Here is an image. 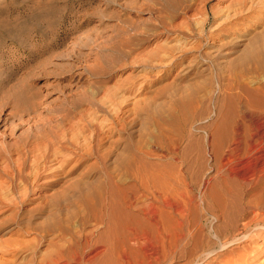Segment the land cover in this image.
<instances>
[{
	"label": "rangeland",
	"instance_id": "obj_1",
	"mask_svg": "<svg viewBox=\"0 0 264 264\" xmlns=\"http://www.w3.org/2000/svg\"><path fill=\"white\" fill-rule=\"evenodd\" d=\"M244 3L0 0V149L37 146L21 164L17 151L12 165L0 159L13 173L0 179V264L105 253L121 221L141 231L149 210L164 232L191 241L163 264L244 255L264 264V229L254 228L247 241L201 259L227 224L241 229L264 209V134L247 120L264 115V49L243 57L264 30V5L237 23ZM25 186L33 191L21 205Z\"/></svg>",
	"mask_w": 264,
	"mask_h": 264
},
{
	"label": "bare ground",
	"instance_id": "obj_2",
	"mask_svg": "<svg viewBox=\"0 0 264 264\" xmlns=\"http://www.w3.org/2000/svg\"><path fill=\"white\" fill-rule=\"evenodd\" d=\"M243 1V0H242ZM246 2H247V0H246ZM240 3V2H239ZM244 5V6H243ZM243 5H241L242 7V9H239V11L240 12H237V11H235V13L233 14L234 15V17H233V19H234V21L235 22H237L238 23V21L239 20H241L242 18H244L243 17V15H245V14H242V12L244 13V10H248V12H249V10L251 9L252 11H254L255 9H258L259 8V6H263L264 5V0H249V6H247L245 3L243 4ZM245 12H247V11H245ZM233 19H232V22H233ZM204 20V19H203ZM245 21H246V19H245ZM229 22V21H228ZM244 22V21H243ZM206 23H207V20L205 19L204 21H202L201 22V26H202V32H204V30H205V26H206ZM208 24V23H207ZM235 25V24H234ZM238 25H240V24H238ZM226 27H227V25H226ZM229 28V27H228ZM233 28V27H232ZM233 29H235V28H233ZM228 30V29H227ZM231 31V30H230ZM263 32H259V33H255V35L252 37V39L251 40H248V43H247V45L245 46V51H244V53H243V57H245V56H249V55H253V53H256V51L258 52L259 50H261V48H263L264 49V41L263 40H261V39H263L264 37V30H262ZM223 34V33H222ZM225 35H226V33H225ZM212 36V35H211ZM217 36V35H216ZM209 37V36H208ZM208 37H207V39H208ZM229 37V36H228ZM222 39V38H221ZM210 40H213V38L212 39H210ZM216 41V40H215ZM221 42H223V41H221ZM220 43V42H219ZM214 44V43H213ZM217 44V43H216ZM199 46V45H198ZM221 47H223V46H221V45H219L218 46V48L215 50L216 52H215V58H216V56H220V57H222V54H221V52H220V48ZM222 51V50H221ZM250 53V54H249ZM189 54V53H188ZM248 54V55H247ZM240 57H242V56H240ZM181 58V57H180ZM219 58V57H218ZM14 101V100H13ZM11 113L13 114V113H15V115L17 116V111H16V107L13 105V103H12V106H11ZM22 110V109H21ZM249 119H247L248 121L250 120L251 121V123H254L255 125V130H256V133L260 136L261 134H264V115L263 116H255V115H251V116H247ZM243 119H246L245 117H243ZM5 121V120H4ZM247 121V122H248ZM236 124H238V123H236ZM239 125V124H238ZM238 125H236L237 127H238ZM237 127L235 128L237 131H238V129H237ZM233 129V128H232ZM254 130V129H253ZM233 131V130H232ZM235 131V130H234ZM237 134V133H236ZM25 144H27V142H24L23 144H21L22 146L21 147H19V149H16V150H11L8 146H5V147H3L2 149H0V159L3 161V162H5V163H9V159H12L13 157H12V155H11V153H13V151L14 152H16L15 154H17V160L19 161V163L21 164V162H20V158L21 157H23L24 156V154H25V156L28 154H30L31 153V150H33L32 148H34L35 147V145H33V144H29L28 146L30 147L29 149L30 150H25ZM2 147V146H1ZM0 147V148H1ZM37 147V146H36ZM35 147V148H36ZM34 148V149H35ZM234 148V147H233ZM19 150V151H18ZM234 150V149H233ZM232 151V150H231ZM233 152V151H232ZM236 152V151H235ZM33 153H34V150H33ZM27 155V156H28ZM20 157V158H19ZM30 157V156H29ZM44 157H45V155H44ZM19 158V159H18ZM26 158V157H25ZM0 160V161H1ZM21 160H22V158H21ZM259 160L261 161V165L259 166V170H262L263 168H264V157H260L259 158ZM14 161H15V159H14ZM24 161V160H23ZM12 162V161H11ZM230 162V161H229ZM238 163V162H237ZM10 164V163H9ZM5 164L4 165V163H3V165H2V163H0V179L1 180H4V182H2V183H6L5 181L7 180V182H9V180L10 181H12L13 180V176H12V174L10 175V173L12 172V169L8 172L7 171V168H8V166L10 167V165H12V164ZM15 164H16V162H15ZM25 164V163H24ZM19 165V164H18ZM256 165V164H255ZM20 167H21V165H20ZM19 167V168H20ZM22 167H24V166H22ZM16 168V167H15ZM44 169L46 168V166H45V163H44V167H43ZM16 169H18V167L16 168ZM59 169V168H58ZM45 170H47V169H45ZM255 170V169H254ZM258 170V171H259ZM264 170V169H263ZM262 170V171H263ZM21 171H22V169H21ZM41 171V170H40ZM256 171V170H255ZM261 171V172H262ZM260 172V173H261ZM18 175L17 176H19V174H20V171H19V169H18V171L16 172ZM16 173H14V174H16ZM23 173V172H22ZM43 173V172H42ZM255 173V172H254ZM256 175H257V172L255 173ZM21 176L22 175H24V174H20ZM251 175V174H250ZM255 175V176H256ZM16 176V177H17ZM259 176V175H258ZM262 176V175H261ZM15 177V178H16ZM23 178L25 179H23V182L24 181H26V182H28V181H30V180H28V179H30L29 178V176H27V175H24L23 176ZM255 178V177H254ZM260 178V177H259ZM258 178V179H259ZM261 180V179H260ZM34 181H35V179H34ZM1 182V181H0ZM47 182V181H46ZM28 183H30V182H28ZM13 184V183H12ZM27 184V183H26ZM1 185V187H2V184H0ZM5 185V184H4ZM27 185H30V184H27ZM5 187V186H4ZM3 187V188H4ZM21 187V186H20ZM26 187V186H25ZM31 186H28V187H26V193H24V195L20 198V200L19 201H21V205H24L25 204V202H27V201H29V195L32 193V191H33V189L32 188H30ZM5 189V188H4ZM23 189H24V187H23ZM1 191V190H0ZM3 192V191H2ZM225 196V195H224ZM1 198V197H0ZM18 201V202H19ZM233 202V201H232ZM235 202V201H234ZM238 202V201H237ZM2 204V202H1V200H0V205ZM164 204V203H163ZM234 204V203H233ZM177 205V204H176ZM226 205V204H225ZM235 205V204H234ZM240 205V204H239ZM151 206V205H150ZM153 206V205H152ZM163 206V205H162ZM165 206V205H164ZM163 206V207H164ZM166 206H168V208H169V210L171 211V210H173L174 211V215H175V213H176V215H177V213H179V214H181V211L182 210H180L179 209V207L178 206H175V204H172V203H166ZM229 206V205H228ZM236 207V206H235ZM242 207V206H241ZM260 207H261V205H260ZM0 208H1V206H0ZM145 208V207H144ZM148 208V207H147ZM152 208H154V206L152 207ZM167 208V209H168ZM226 208V207H225ZM231 208H232V206H231ZM234 208V207H233ZM238 208V207H237ZM243 208V207H242ZM241 208V209H242ZM256 208V207H255ZM255 208L253 209V207H252V209L254 210V211H252L253 213V215H251V217L249 216L246 220H243V223H242V228L241 229H239L238 227H234V226H232V228H234V229H229L230 228V224H227V228H225L226 230H227V233L225 234V235H222V236H224V238H222V237H219L218 238V236H215V237H217L218 238V247H216V249H212V248H209L208 249V251L206 252V253H204V255L201 257V259H202V261L204 262V261H207V260H211V258L213 257V256H215V257H218L219 255H218V253L219 252H221V251H223V250H226L228 247H230V246H233V245H235V244H239V243H242V242H245V241H247V238H249L250 237V234L253 232V230H252V228H254V230H256L257 232H260V231H262L263 229H264V211H262V210H264V209H262V210H255ZM259 208V207H258ZM146 209V208H145ZM154 210V209H153ZM160 210H161V208H160ZM229 210V209H228ZM231 210V209H230ZM152 212V211H151ZM157 212V211H156ZM159 212V211H158ZM183 212V211H182ZM225 212V211H224ZM146 213H148L147 214V216H149L148 218H149V220L150 221H152V225L150 224V223H148V222H141V223H139V229H141V231L140 230H137L135 227H131V226H129L128 224H126L125 223V221H121L120 223H119V227H117V229H119V230H121V231H119V232H115V231H112L111 232V234H112V236H113V239L111 240V242H110V245H108V247H107V250L105 251V253L103 252V253H95V254H93L92 256H89V258H86V256L85 257H83V256H80L77 252H75L74 254L72 253V255L71 256H69L70 258L68 259V262H65V261H61L62 260V258L61 257H59L58 255H57V257L58 258H56L55 259V261H54V263L52 262L51 264H86V262H90V263H93V264H96V260H98V261H100V263H98V264H101V260L103 259V258H105V257H107L108 259L107 260H109V261H107V263H105V264H163L164 262H167L168 260H172L173 259V257H171L173 254H175L176 252H177V250L179 249L180 250V248H182L183 246H181L180 248H179V246H180V242H182L183 240H184V242L187 240V234H184V232L183 231H181V230H179V231H177V232H174L173 234H170V231L168 232V233H166V232H164V231H166V230H164L163 228H161V227H163L164 225H162L161 226V221H158L157 219H156V215L152 212V213H150V210H149V212H146ZM231 213V212H230ZM234 213V212H233ZM236 213V212H235ZM242 213V212H241ZM122 214V213H121ZM192 214V213H191ZM225 215H228V214H225ZM237 215V214H236ZM179 216V215H178ZM224 216V215H223ZM226 217V216H225ZM225 217H224V219H225ZM229 217V216H228ZM235 217V216H234ZM233 217V218H234ZM237 217V216H236ZM239 217V216H238ZM250 218V219H249ZM229 219V218H228ZM244 219H245V217H244ZM183 220H184V218H183ZM227 220V219H226ZM238 220V219H237ZM236 220V221H237ZM230 221H231V219H230ZM240 221V220H239ZM183 222V221H182ZM182 222H178L177 221V223H176V225L178 226V228H180V229H183L182 227H181V223ZM224 222V221H223ZM229 222V221H228ZM184 223V222H183ZM227 223V222H226ZM230 223V222H229ZM164 224V223H163ZM172 225H173V223H172ZM184 225V224H183ZM182 225V226H183ZM117 226H118V224H117ZM176 226V227H177ZM225 226V225H224ZM229 226V227H228ZM114 227V226H113ZM116 228V227H115ZM112 229V228H111ZM185 229V228H184ZM183 229V230H184ZM116 231H118V230H116ZM149 231H153V232H149ZM188 231V230H187ZM216 230H213V232H215ZM216 233H218L217 231H216ZM152 234V235H151ZM194 233H192V235H193ZM214 234V233H213ZM224 234V233H223ZM262 234H264L263 232H262ZM190 235V234H189ZM195 235V234H194ZM201 235V234H200ZM215 235V234H214ZM214 235H213V237H214ZM191 236V235H190ZM190 236H188V238L190 239V238H193V237H190ZM261 235H259V237H260ZM196 237V236H195ZM262 237V236H261ZM206 238V237H205ZM216 238V239H217ZM196 239H198V238H196ZM254 240V239H253ZM252 240V241H253ZM256 240V239H255ZM187 241H190V240H187ZM186 241V242H187ZM251 241V242H252ZM185 242V243H186ZM191 242V241H190ZM189 242V243H190ZM197 242V241H196ZM201 242V241H200ZM183 243V242H182ZM202 243V242H201ZM250 243V242H249ZM194 244L195 245H198V242L197 243H193V247H194ZM186 245H187V243H186ZM201 245V244H200ZM199 245V246H200ZM215 245V244H214ZM188 247V246H187ZM191 247V246H190ZM189 247V248H190ZM192 247V248H193ZM212 247V246H211ZM192 248H190V249H192ZM195 248V247H194ZM196 248H197V246H196ZM203 248V247H202ZM213 248H215V247H213ZM230 249V248H229ZM73 250V249H72ZM76 250V249H75ZM189 249L187 248V251H188ZM194 250V249H193ZM198 250V249H197ZM197 250H195L196 252H198ZM200 250H202L201 248H200ZM203 250H204V248H203ZM203 250H202V252H203ZM206 250V249H205ZM181 251H185V248L183 247L182 248V250ZM192 251V250H191ZM262 251V250H261ZM180 252V251H179ZM182 252V253H183ZM193 252V251H192ZM226 252V251H225ZM243 252H245V251H243ZM250 252V251H249ZM190 253V252H189ZM246 253H247V250H246ZM252 253V252H251ZM185 254H188V252H185ZM193 254H195V253H193ZM192 254V255H193ZM199 254V253H198ZM224 254V253H223ZM233 254V252H231V255ZM245 254V253H244ZM243 254V255H244ZM248 254L249 253H247V256H248ZM62 255V254H61ZM182 255V254H181ZM183 255H184V253H183ZM217 255V256H216ZM221 255V254H220ZM239 255H241V253H239ZM239 255H237V256H239ZM253 255H254V250H253ZM263 255V254H262ZM103 257L102 259H98L99 257ZM174 256V255H173ZM187 256H189V254L187 255ZM190 256H191V254H190ZM257 256H259V254L257 255ZM179 257V256H178ZM182 257H184V256H182ZM181 257V258H182ZM186 257V256H185ZM193 257H194V255H193ZM226 257H228V256H226ZM244 257H245V255H244ZM244 257H241V258H227L226 260H225V262H223L222 260V263H225V264H248V263H246L248 260H241V259H243ZM255 257V256H254ZM110 258V259H109ZM169 258H172V259H169ZM180 258V257H179ZM190 257H188V259H189ZM196 257H194L193 259H195ZM198 258V257H197ZM246 258V257H245ZM191 259H192V256H191ZM190 259V260H191ZM193 259L191 260V261H193ZM198 259H200V258H198ZM248 259V258H247ZM177 260V259H176ZM187 260V259H186ZM213 260H215V259H213ZM212 260V261H213ZM252 260V259H251ZM104 261H105V259H104ZM196 261V260H195ZM195 261H193V262H195ZM220 260H219V262L218 263H220L221 262ZM65 262V263H64ZM171 262V261H170ZM187 262V261H186ZM190 262V261H189ZM193 262H192V264H193ZM199 262H200V260H199ZM198 262V263H199ZM241 262V263H240ZM103 263V264H104ZM168 263H169V261H168ZM191 263V262H190ZM88 264V263H87ZM194 264H197V263H194ZM200 264V263H199ZM221 264V263H220Z\"/></svg>",
	"mask_w": 264,
	"mask_h": 264
}]
</instances>
